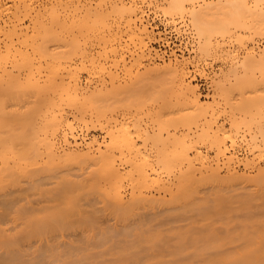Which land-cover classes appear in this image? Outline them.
Wrapping results in <instances>:
<instances>
[{
	"label": "bare ground",
	"instance_id": "bare-ground-1",
	"mask_svg": "<svg viewBox=\"0 0 264 264\" xmlns=\"http://www.w3.org/2000/svg\"><path fill=\"white\" fill-rule=\"evenodd\" d=\"M0 264H264V0H0Z\"/></svg>",
	"mask_w": 264,
	"mask_h": 264
},
{
	"label": "rangeland",
	"instance_id": "rangeland-1",
	"mask_svg": "<svg viewBox=\"0 0 264 264\" xmlns=\"http://www.w3.org/2000/svg\"><path fill=\"white\" fill-rule=\"evenodd\" d=\"M152 16V15H151ZM157 17H156V26H155V32L156 33H165V31H164V29L165 28H167V30H166V35L163 37L165 40H167V43L169 44V46H167V43H165V40H162V41H160V42H152L151 43V47L155 50V51H157L158 53H160V54H164L165 56L167 55V54H169V52H170V49H173V50H179V51H177V54H181V52L180 51H182L183 53H185V55H187V53H188V51H187V47H185L186 45V42H187V38H186V35L183 33V32H180V33H176L175 31H174V28H179V30L182 28V27H180V26H182V23L179 21V20H175V22L173 21L172 22V24H174V23H177V27H174V25H171V26H169L170 24H171V20H170V22H168L169 23V25H167L168 27H165V23L166 22H164V18H163V16H162V13L160 12V13H157V15H156ZM162 19V20H161ZM163 22H164V24H163ZM173 26V27H172ZM179 26V27H178ZM170 27V28H169ZM181 31V30H180ZM188 46V48H189V45H187ZM176 47V48H175ZM178 48V49H177ZM221 61V62H220ZM222 63V64H221ZM221 64V65H220ZM202 65V66H201ZM223 66V62H222V60L221 59H215L214 57H210V58H207V59H205V61H203L202 60V62L200 63V68L202 69V68H205V69H202L203 71H205L204 73L206 74V76H199V75H196L195 76V78H194V84L195 85H197L198 86V90H199V92L201 93V95L204 97V96H207V95H211L212 94V87H209V86H211L210 84H211V81L209 80V74H211V73H213V72H215V71H217V69H220V67H222ZM207 72V73H206ZM208 74V75H207ZM208 76V77H207ZM208 78V79H207ZM147 84V83H146ZM145 84V85H146ZM151 84L152 83H150V85L147 87V90H149L150 91V89H148L150 86H151ZM144 85V86H145ZM147 86V85H146ZM145 86V87H146ZM145 87H141V88H143V90L145 91ZM140 88V89H141ZM139 89V91L141 92H143V90L141 89L140 90ZM146 90V91H147ZM154 90V89H153ZM153 90L152 91H150L151 93L153 92ZM211 90V91H210ZM145 91V92H146ZM155 91H156V89H155ZM144 92V93H145ZM209 92V93H208ZM146 93H148V91L146 92ZM259 93H260V91H259ZM149 94V93H148ZM207 94V95H206ZM261 94V93H260ZM226 116H224V117H222V118H225ZM240 149V152H238L239 154L241 153V154H244L245 152H246V147H240L239 148ZM245 151V152H244ZM240 154V155H241ZM256 157L259 155V153L258 152H256L255 154H254Z\"/></svg>",
	"mask_w": 264,
	"mask_h": 264
}]
</instances>
